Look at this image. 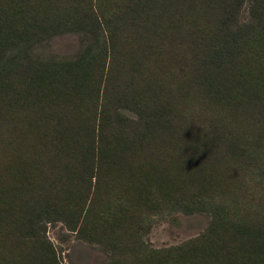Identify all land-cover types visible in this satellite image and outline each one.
Listing matches in <instances>:
<instances>
[{
  "label": "rangeland",
  "instance_id": "obj_1",
  "mask_svg": "<svg viewBox=\"0 0 264 264\" xmlns=\"http://www.w3.org/2000/svg\"><path fill=\"white\" fill-rule=\"evenodd\" d=\"M92 42L58 31L28 55L67 64ZM164 48L138 74L127 56L95 58L85 87L66 74L45 97L23 77L1 80L0 264H264V126L227 125L217 142L220 113L191 92L187 57ZM144 82L172 123L139 139L98 130L102 109L136 119Z\"/></svg>",
  "mask_w": 264,
  "mask_h": 264
},
{
  "label": "trees",
  "instance_id": "obj_2",
  "mask_svg": "<svg viewBox=\"0 0 264 264\" xmlns=\"http://www.w3.org/2000/svg\"><path fill=\"white\" fill-rule=\"evenodd\" d=\"M244 2L0 0V83L23 77L45 97L44 91L50 94L60 90L65 84L61 77L66 74L78 75L80 82L74 85L85 87L83 80L87 83L89 77H96L102 70L101 66L97 71L88 70L95 58H108V65H115L117 59L127 56L133 72L138 74L144 63L163 52L164 47L177 49L189 63L187 84L191 92L220 113L219 119L209 121L210 130L216 133L217 142L220 138L226 142L230 135L224 134L227 125L264 126V0H248L245 18L240 16ZM64 30L93 36L83 59L67 64L30 59L28 49L33 42ZM122 43L131 46L126 49ZM40 80L49 83L41 86ZM143 87L145 99L135 104L136 119L116 113L113 108L102 109L98 130L112 125L139 139L148 126L172 123L174 109L160 103L147 82ZM235 140L247 149L245 139ZM236 153L242 156L245 150Z\"/></svg>",
  "mask_w": 264,
  "mask_h": 264
}]
</instances>
